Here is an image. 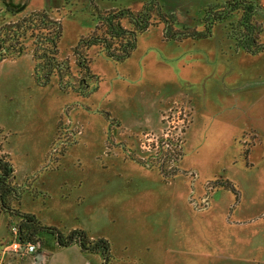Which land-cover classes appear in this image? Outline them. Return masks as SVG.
Returning <instances> with one entry per match:
<instances>
[{
  "label": "rangeland",
  "instance_id": "1",
  "mask_svg": "<svg viewBox=\"0 0 264 264\" xmlns=\"http://www.w3.org/2000/svg\"><path fill=\"white\" fill-rule=\"evenodd\" d=\"M225 1L0 0V25L33 8L52 10L62 19L61 57L69 56L72 63V48L94 29L103 10L146 9L158 22L138 35L139 50L123 62L104 53L93 57L91 68L98 83L88 96L61 91L56 78L46 86L38 85L30 52L0 63V119L12 145L36 153L46 136L56 133L49 165L65 148L64 174L90 175H85L88 182H80L77 176L63 185L64 191L72 190L71 200L75 201L81 184L86 190L99 181L92 175L98 170L118 179V184L123 178L137 191L140 204H150V208L135 206L142 216L134 227L136 239L147 246L136 241L127 249L130 264H264V51L249 53L234 37L237 31H231V23L236 24V15L215 24L206 38L181 41L164 38L165 28L171 27L159 15L161 10L167 13L177 29L202 30L208 6ZM252 2L264 43V0ZM218 90L230 98L229 106H238L241 98L242 116L205 125L203 121L210 120L208 104L219 109L221 99L212 97ZM189 91L204 108L203 118L190 125L184 155L176 164L178 172L167 177L157 166L148 169L132 155L146 156L149 136L167 130L174 136L181 134L184 120L179 113L168 116L177 104L185 114L190 112ZM254 96L256 107L244 113L246 102ZM105 122L104 132L100 127ZM225 179L236 184L238 194L217 185ZM238 210L242 223L234 222ZM153 211L174 218L172 237H166V242L156 235L152 223L143 222ZM12 240L1 253H16L10 248Z\"/></svg>",
  "mask_w": 264,
  "mask_h": 264
},
{
  "label": "trees",
  "instance_id": "2",
  "mask_svg": "<svg viewBox=\"0 0 264 264\" xmlns=\"http://www.w3.org/2000/svg\"><path fill=\"white\" fill-rule=\"evenodd\" d=\"M256 5L252 0H226L208 6L205 18L202 20L203 29H177L173 19L163 10L159 12L161 18L167 20L163 33L167 40L181 41L186 38L200 39L211 35L212 27L236 15V24L231 23V31H237L234 37L249 53L256 54L264 51L261 42L262 28L257 23ZM126 18V19H125ZM152 21L150 12L144 10L133 11L129 8H115L103 10L97 17L94 29L82 36L72 48L75 58L61 57L60 41L63 35L62 19L56 17L47 9L32 10L25 15L0 25V63L7 59H16L26 53L32 54L34 61V79L40 86H46L57 79L58 87L64 92H76L81 96H88L95 91L94 83H98V76L93 73L91 64L98 53L116 62L126 60L137 47L138 35L147 31ZM95 50L97 53H91ZM179 113L178 118L184 123L180 128V135H173L171 130L161 135L152 136L148 144L146 156L136 158L148 168L157 166L167 177L178 172L177 162L184 155L186 133L193 120L192 109L185 114L181 104L174 106L172 112ZM185 115V117H184ZM177 128V125H169ZM170 128V127H169ZM65 153V148L62 149ZM248 150L245 151V154ZM217 185L233 190L238 194L236 184L229 179L220 180ZM23 188L15 181V166L6 154L0 155V209L11 217L18 219V239L22 243L39 242L36 234L47 231L56 235L61 246L76 241L83 250L99 251L104 255V263L109 264L111 244L107 238L92 239L81 228H76L66 236L57 228L46 226L32 213L23 212L13 205V199H19ZM106 258V259H105Z\"/></svg>",
  "mask_w": 264,
  "mask_h": 264
},
{
  "label": "crops",
  "instance_id": "3",
  "mask_svg": "<svg viewBox=\"0 0 264 264\" xmlns=\"http://www.w3.org/2000/svg\"><path fill=\"white\" fill-rule=\"evenodd\" d=\"M37 9L50 10L45 6H40V8L27 10L25 13ZM138 50L139 45L137 44L130 57ZM7 61L4 60L3 62ZM191 91L188 92L193 103V120L190 125H195L203 118L202 113L204 108H201L199 103L196 102L194 93H191ZM208 91L209 89L207 88L205 92L208 94ZM212 97H219L221 99L217 104L219 109H214L216 104H208L205 109L209 111L207 112V118L210 120H204L203 123L205 125L209 121H212L214 124L215 119L218 122H224L225 119L233 115L237 118L242 116L240 97L237 98L239 100L238 106H229L228 102L230 98H226L225 94L219 90L214 92ZM256 99V96L250 97L249 103L246 102L248 105L245 106L244 113L253 111L257 105ZM232 111H235L234 114H231ZM212 114L213 117H209ZM2 123L3 120L0 119V155L6 154L11 159L15 166V181L23 188L19 199H13V205L23 212L36 215L43 225L55 227L65 236L72 230L81 228L92 239L107 238L111 244L109 264H130L127 249L136 244V241H139V244L143 247L147 246L144 240L140 242L139 239H136L134 227L142 221V216L137 213L135 206L150 208V204L148 202L140 204L139 202L142 199L138 196L137 191L126 181L124 182L123 178L120 180L122 183L118 184V179L112 180L107 176V173H101L98 170H95L92 175L94 177L97 176L96 180L99 178V181H96V184H89L86 190L82 188L83 185L81 184L78 189L79 192L75 194V201L71 200L70 196L74 195L71 193L72 190L64 191L63 185L68 183L69 180L77 178V176H80L78 178L81 180L80 182H88L90 179L85 175L89 174L79 171L64 174L62 165L66 156L61 153L56 154L51 160L52 165H49V153L55 143L56 133L52 137L46 136L42 145L38 148V152L34 153L35 151L32 152L26 146H22L21 150H19L16 146L12 145V142L8 140V136L5 135ZM106 125L107 122L101 124L100 127L101 129L103 128L104 132ZM201 125L203 124L201 123ZM103 183L107 184V186ZM103 187L105 188L102 189ZM132 206L134 207L133 210L131 209ZM210 206H212V203L209 204V208ZM237 213L238 215L234 222H244L241 220L242 212L240 213V210H238ZM173 220L172 216L153 211L145 216L143 222L148 221L152 223L154 231L157 232L156 235L160 236L159 239H164V242H166V237H172V230H174V226H172ZM245 222H250V219L249 221L246 219ZM9 223L10 225L17 224L18 219L11 217L0 209V264L104 263V255L101 252L83 250L76 241L61 246L56 235L47 231H39L36 234V238L40 244L36 253H27L25 255L13 252L1 253L3 245L13 238L9 230ZM161 230H164L165 234L160 235Z\"/></svg>",
  "mask_w": 264,
  "mask_h": 264
},
{
  "label": "built area",
  "instance_id": "4",
  "mask_svg": "<svg viewBox=\"0 0 264 264\" xmlns=\"http://www.w3.org/2000/svg\"><path fill=\"white\" fill-rule=\"evenodd\" d=\"M151 135L147 133V136ZM153 135V134H152ZM154 136V135H153ZM147 140H152V138H147ZM11 233L13 236V240L10 244V248L12 251L18 253V254H27V253H36L39 249V242H26L22 243L18 239V227L17 224H12L11 226Z\"/></svg>",
  "mask_w": 264,
  "mask_h": 264
},
{
  "label": "water",
  "instance_id": "5",
  "mask_svg": "<svg viewBox=\"0 0 264 264\" xmlns=\"http://www.w3.org/2000/svg\"><path fill=\"white\" fill-rule=\"evenodd\" d=\"M106 259V258H105Z\"/></svg>",
  "mask_w": 264,
  "mask_h": 264
}]
</instances>
